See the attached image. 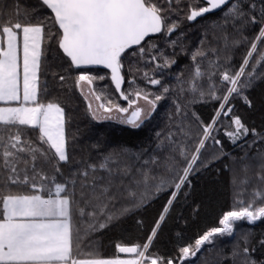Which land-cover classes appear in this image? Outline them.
<instances>
[{
	"label": "snow or ice",
	"instance_id": "6c2138e0",
	"mask_svg": "<svg viewBox=\"0 0 264 264\" xmlns=\"http://www.w3.org/2000/svg\"><path fill=\"white\" fill-rule=\"evenodd\" d=\"M18 3L19 0L15 11H6L0 0V264H180L196 256L206 244H213L217 237L232 236L237 222L264 221V152H261L257 157L260 171L255 177L260 185L249 191L251 178L247 175L238 182L234 180L240 190L235 193V205L219 219V226L205 231L195 239L194 245L180 248L175 262L150 254L164 214L182 187L190 184L194 166L203 163L200 157L207 142L212 140L222 151L221 140L213 133L222 130L233 144L249 134L257 135L236 114L232 101L239 98L249 108L253 107L246 92L255 82L264 80V73L258 72L264 67V0H259V6L257 0H202L203 6L197 0L188 5L183 19L190 22L225 9L223 23L217 27L224 29L226 56L222 64L219 48H197L191 54L193 67L188 78L181 73L176 77V87L180 94L193 96L188 103L208 97L219 102L218 108L208 123L193 113L200 134L190 158L187 146L174 142L177 143L175 154L162 160L150 157L138 167L121 159L128 155L126 149L88 160L71 158L72 117L66 112L68 105L57 99L46 100L52 83L48 77L53 81L58 78L61 85L66 77L50 69L52 62L61 61L68 64V71L78 72L74 83L88 101V113L93 120L116 119L132 129H140L152 118L158 103L172 92L162 77L164 69L176 63L146 38L160 34L168 37L166 43L171 47L180 46L183 50L179 38L170 39L180 28L178 13L182 11V0H36L35 7L23 11ZM44 12L48 14L43 15ZM173 16L178 18L172 19ZM53 28L56 30L52 31ZM252 28L258 30L249 40L244 33ZM53 41L57 45L55 50ZM245 44L250 47L239 68L233 70L228 63L230 50ZM129 52L146 67L151 65V72L145 70L141 76L147 85L159 86L158 93L137 86L134 75L128 81L129 90H122L123 61ZM90 66H103L110 76L93 75L88 70ZM215 77H219V84L214 82ZM105 79H110L127 106L109 99L93 107L92 100L104 99L102 92L97 94L93 86ZM176 114L181 117L179 133L191 140L192 128L184 123L187 113L179 103ZM222 118L229 120L227 126L221 123ZM29 131H38L36 140ZM166 139H172V134ZM94 147L99 150V144ZM248 167H244L245 173ZM157 169L161 170L159 176ZM165 185L174 190L146 242L133 246L117 243V255L112 257L80 250L82 240L88 239L97 228H106L116 218L108 211L116 200L123 197L133 207H140L152 190L159 193L165 190ZM130 210L123 208L120 214ZM85 219L91 222L83 230L74 223ZM100 219L105 222L99 223ZM249 235L244 237V247L240 250L246 258L243 264H264V260L252 257ZM258 243L264 247V239ZM240 251H234V255ZM120 254H131L134 258H122Z\"/></svg>",
	"mask_w": 264,
	"mask_h": 264
},
{
	"label": "trees",
	"instance_id": "16d2710c",
	"mask_svg": "<svg viewBox=\"0 0 264 264\" xmlns=\"http://www.w3.org/2000/svg\"><path fill=\"white\" fill-rule=\"evenodd\" d=\"M195 2L197 0H182L180 5L182 11L178 13L180 28L170 38L171 40L179 38L183 50L180 46L171 47L166 43L168 37L160 34L146 39L149 43H155L164 50L170 59H175L176 63L171 68L164 69L162 77L164 83L173 89L172 92L158 103L152 118L140 129H132L130 126L109 120L98 122L93 120L88 113L87 103L83 95L74 83L78 72L68 71L67 63L52 62L50 71L65 75L66 79L61 85L58 78L53 81L51 76L48 77L52 83L50 94L46 100L57 99L62 105L65 103L68 105L66 112L72 117L71 137H75L74 140L70 137L69 144V152L73 160H88L108 152L119 153L122 149H126L128 155L121 157V159L138 167L150 157H159L162 160L166 156L175 154L177 143H184L187 146L188 157L190 158L200 134L199 125L193 113L199 116L204 123H208L215 114L219 102L205 97L203 100L197 98L196 103H188L193 99V96L178 92L176 77L183 73L184 78H188L193 67L191 54L197 48L205 50L219 48L221 50L220 63L222 64L225 62L226 56L222 39L224 29L217 27L223 23L222 18L225 9L190 23L183 17L187 14L188 5ZM199 2L203 6L202 1L199 0ZM2 4L6 11H15L17 0H2ZM257 4L259 6V0H257ZM18 6L21 11L26 8L31 9L36 6V0H19ZM42 14L47 15L48 13ZM178 17L173 16L172 19ZM55 30V28L52 29V31ZM226 30L235 35L231 27H227ZM257 30V28H252L244 35L251 40ZM249 47L250 44H245L235 50H230L231 58L228 63L233 70L239 68ZM52 48L54 50L57 48L55 41L52 42ZM209 58L215 59V56ZM123 63L122 72L125 76L123 90H129L128 81L134 75L137 86L147 88L154 93L159 92V86L147 85L141 76L145 70L151 72V65L146 67L143 62L133 57L131 52L127 54ZM252 63H255V59L252 60ZM88 70L93 75L110 76V73L103 69ZM248 71H251V67ZM258 72L264 73V67H260ZM214 82L219 84V77H215ZM93 87L97 94L101 92L103 94L104 99L100 103L110 99L113 103L127 106V103L115 91L110 79L96 81ZM246 94L252 100L253 107L249 108L239 98L234 99L232 103L235 105L236 114L243 118L250 129H255L257 135L249 134L233 144L224 136L222 130L213 133L217 139L221 140L222 151L221 146L214 145L212 140L207 142V146L202 150L200 157L203 163L198 162L194 166V171L189 176L190 184L182 187L172 205L169 206V211L164 214L165 219L161 222L150 249L151 255H159L166 259L172 258L175 262L179 256L180 248L194 245L195 239L205 231L211 227L219 226L218 222L223 213L231 210L235 205V193L240 189L234 184V180L238 182L247 175L251 178L249 191L252 187L260 185L255 177L256 173L260 171L258 154L264 152V139H261L264 138V80L255 82V86ZM177 103L184 106V111L187 113V119L184 123L191 125V140L186 139L178 131L181 117L176 114ZM221 123L227 126L229 120L222 118ZM217 128L219 129L220 126L218 125ZM101 133L103 134L102 137L100 136ZM157 133L160 135L157 136ZM169 133L172 134V139H166ZM28 134L33 140L38 137V131H29ZM97 144H99V150L94 147ZM137 156L140 157L139 160L136 159ZM246 165L249 166L247 173L243 171ZM182 166L183 164H181ZM152 167L156 168L155 165ZM64 170L67 171L66 166ZM48 171L51 172V169ZM160 174L161 170L157 169L156 175L159 176ZM169 182H171V178H169ZM173 190L167 185H165V190L159 193L152 190L148 194L147 202L140 207H133L128 199L119 198L108 209L116 218L106 228H97L96 231L90 233L88 239L82 240L80 250L84 253L97 252L105 257H112L117 255L115 247L117 243L125 246L142 245L146 242L152 228L162 214ZM241 198L247 199V197ZM123 208H130L131 210L121 215ZM90 222L87 219L74 221L82 230ZM104 222L103 219L99 220V223ZM248 234H250L248 247L252 257L258 261L264 260V247L259 246L258 243L264 239V221H257L255 224L242 221L237 222L232 236L217 237L213 244H206L196 256L180 261V264H243L246 258L240 250L244 247L243 239ZM253 248L255 251L251 252ZM234 251H240V254L234 255Z\"/></svg>",
	"mask_w": 264,
	"mask_h": 264
},
{
	"label": "water",
	"instance_id": "95a60500",
	"mask_svg": "<svg viewBox=\"0 0 264 264\" xmlns=\"http://www.w3.org/2000/svg\"><path fill=\"white\" fill-rule=\"evenodd\" d=\"M202 1V0H201ZM219 10H221V9H218V10H214L213 12H211V13H208V14H212V13H215V12H218ZM208 14H205V16L206 15H208ZM204 17V16H203ZM199 19V18H198ZM197 19V20H198ZM190 22V21H189ZM190 23H193V22H190ZM155 35H158V34H153V35H151V36H149V37H152V36H155ZM149 37H147V38H149ZM146 38V39H147ZM134 48H135V46H134ZM89 69H103V70H106V69H104L103 68V66H90V68ZM106 71H108L109 72V70H106ZM114 86V85H113ZM124 86V85H123ZM123 86H122V90H123ZM115 89V88H114ZM117 94L119 95V93L117 92ZM120 96V95H119ZM121 255V257H128V256H132L131 254H120Z\"/></svg>",
	"mask_w": 264,
	"mask_h": 264
},
{
	"label": "rangeland",
	"instance_id": "374dc122",
	"mask_svg": "<svg viewBox=\"0 0 264 264\" xmlns=\"http://www.w3.org/2000/svg\"><path fill=\"white\" fill-rule=\"evenodd\" d=\"M87 92H88V89H87V87H85V89H84V93L87 94ZM90 100H91V97H90ZM85 101H86V100H85ZM86 103H88V101H86ZM97 103H100V102H97V101H95V100H92L93 107H96V104H97ZM141 103H143V102L141 101ZM113 115H118V114H115V113H114ZM109 121H114V122L119 123L118 120H116V119L109 120ZM97 122H98V121H97Z\"/></svg>",
	"mask_w": 264,
	"mask_h": 264
},
{
	"label": "crops",
	"instance_id": "0c3cea01",
	"mask_svg": "<svg viewBox=\"0 0 264 264\" xmlns=\"http://www.w3.org/2000/svg\"><path fill=\"white\" fill-rule=\"evenodd\" d=\"M122 258H134V257H130V256H128V257H122Z\"/></svg>",
	"mask_w": 264,
	"mask_h": 264
}]
</instances>
